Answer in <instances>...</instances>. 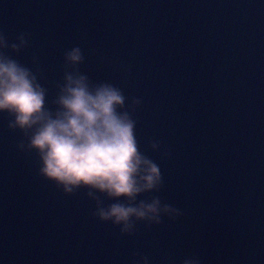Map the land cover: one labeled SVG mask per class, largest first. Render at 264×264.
I'll use <instances>...</instances> for the list:
<instances>
[{
  "label": "water",
  "instance_id": "95a60500",
  "mask_svg": "<svg viewBox=\"0 0 264 264\" xmlns=\"http://www.w3.org/2000/svg\"><path fill=\"white\" fill-rule=\"evenodd\" d=\"M0 34L25 35L2 51L36 72L49 107L73 46L90 83L120 88L126 110L138 99L139 150L162 174L138 200L182 212L121 234L85 189L40 176L0 113V264H264V0H0Z\"/></svg>",
  "mask_w": 264,
  "mask_h": 264
},
{
  "label": "clouds",
  "instance_id": "9594fccd",
  "mask_svg": "<svg viewBox=\"0 0 264 264\" xmlns=\"http://www.w3.org/2000/svg\"><path fill=\"white\" fill-rule=\"evenodd\" d=\"M8 44L0 34V113H6L10 129H18L26 139L17 147L32 150L39 160L38 174L65 194L85 189L95 202L93 215L118 226L121 234L131 235L137 221L160 224L162 216L174 219L182 212L158 196L138 200L145 192L162 185L159 165L139 150L136 121L131 111L140 101L133 99L125 109L121 89L107 82L90 83L77 66L83 62L78 46L63 54V82L49 107L47 89L36 72L2 51L23 48L25 35ZM156 150L158 142H150ZM111 201L104 204L101 199ZM136 264H149L141 256ZM182 264H200L195 257Z\"/></svg>",
  "mask_w": 264,
  "mask_h": 264
}]
</instances>
